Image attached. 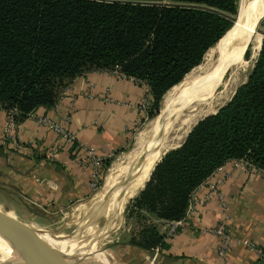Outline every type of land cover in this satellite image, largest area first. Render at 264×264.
Segmentation results:
<instances>
[{"label":"trees","instance_id":"obj_1","mask_svg":"<svg viewBox=\"0 0 264 264\" xmlns=\"http://www.w3.org/2000/svg\"><path fill=\"white\" fill-rule=\"evenodd\" d=\"M237 12L238 0H0V108L24 119L38 106L53 107L77 75L109 69L144 82L153 117ZM240 158L264 170V39L246 82L163 156L137 206L159 204V217L178 220L191 192ZM151 233L163 246L164 235ZM129 244L151 250L148 242Z\"/></svg>","mask_w":264,"mask_h":264},{"label":"crops","instance_id":"obj_2","mask_svg":"<svg viewBox=\"0 0 264 264\" xmlns=\"http://www.w3.org/2000/svg\"><path fill=\"white\" fill-rule=\"evenodd\" d=\"M119 73L85 71L71 80L54 107L34 110L60 121L75 135L72 144L62 142L27 116L15 122L23 149L5 146L1 136L8 112L0 108V216L34 219L39 212L53 215L63 211L89 189L90 168L81 164L86 151L93 149L109 158L126 147L145 113L142 103L151 97L142 83ZM225 170L223 202L213 198L205 205L195 203L193 213L171 237L164 236L163 246L152 253L132 247L128 262L264 264L257 253L242 245H233L222 260L217 256V240L208 229L219 221L226 222L233 238L253 241L264 251V172L233 168L230 163ZM204 192L201 189L197 195Z\"/></svg>","mask_w":264,"mask_h":264},{"label":"bare ground","instance_id":"obj_3","mask_svg":"<svg viewBox=\"0 0 264 264\" xmlns=\"http://www.w3.org/2000/svg\"><path fill=\"white\" fill-rule=\"evenodd\" d=\"M253 3L255 8H252ZM263 16L264 0H240L238 18L233 27L209 51L202 64L164 95L160 114L140 134L135 149L114 162L98 196L99 208L95 217L102 212L110 220L112 214L121 213L128 199L142 187L161 155L180 143L199 116L210 112L228 96L239 80V74L249 65V61L243 58L244 51L249 48L251 58L257 55L262 41L257 21ZM93 220L94 217L90 221L92 227ZM109 225L110 221L103 229H91L89 244L95 243L96 236L107 234ZM10 237V234L0 235V263L13 254L23 255L25 262L35 261L28 250L14 246L9 241ZM42 237L65 254L43 234Z\"/></svg>","mask_w":264,"mask_h":264},{"label":"rangeland","instance_id":"obj_4","mask_svg":"<svg viewBox=\"0 0 264 264\" xmlns=\"http://www.w3.org/2000/svg\"><path fill=\"white\" fill-rule=\"evenodd\" d=\"M251 5L254 6H251L252 8H255V3ZM239 8L240 0H238V12L235 15L237 17L236 19H234V22L238 18ZM257 30L259 33L262 34V45L264 39V16L260 19L257 26ZM218 42L219 41H217V43ZM217 43L205 53L200 64L204 62L206 55L209 53V51L215 48ZM261 45L257 52V55L254 58L250 57L251 51L249 48L244 51L243 58L245 61H249V65L245 69V71L239 74V80L233 86V88L230 89L228 96L222 101H220L221 103L219 102L218 104H216L210 112L205 115L199 116L193 122L189 131L185 134L180 143L177 146L168 149L161 155L159 160L153 165V168L151 169L148 178L146 179L142 187L138 189L130 199H128L121 213L112 214L110 220H108L107 216L104 215V213L102 212L99 216L95 217L99 208V203L97 202L98 196L102 188L106 184V177L109 174V171L112 169L114 162L124 154H127L135 149L140 134L146 131L148 129V126H150L151 123L160 114L163 103V97L172 87L167 90L162 96L159 103L158 112L153 117H148V112L153 107L151 98H149V105L144 107L145 113L143 117L139 122L136 123V125L132 129L129 143L124 149L108 158L109 164L107 166L103 165L101 169L102 173L100 179L98 180V183L94 187H91L89 185V189L86 195L82 197V199L71 203L63 211L53 215L44 212H39L37 213V216L34 219H30L25 216H19V218H22L24 221L19 220V218H16L15 215L12 214H9V216L7 217L9 219H14L16 221L27 224L42 232L41 234H43V236L51 240L60 250L65 252L64 256L73 264H130L128 262V256L132 252L129 251V249L134 247L129 244L130 240L140 243L148 242L149 244H151L150 252H144L152 253L159 249V245L156 243L155 239L152 236L151 229L154 228L156 232L164 235L166 238L171 237V235H169L168 233L169 231H171V222L174 220L159 217L158 212L161 209V206L159 204H157L155 209H153L152 206H148L146 204L137 206L136 199L139 198L143 191L147 190L148 186L151 183V179L154 176V169L156 165L161 161L163 156L168 151L182 146L187 135L191 132L194 126L200 120L211 114H215L219 110V108L227 104L234 96L237 88L246 82L254 66V63L256 62V59L261 49ZM195 67L192 68L186 75L193 72ZM226 75H228V73ZM185 76L183 77V79L185 78ZM152 184L155 185V182H152ZM93 217L94 226L92 227L90 225V221ZM109 221L110 225L106 228V230H108L107 234L102 236L100 235V237L96 236L94 240L95 243L89 244L88 237L91 229H103ZM165 223L167 225L163 230L164 232H162L161 227ZM134 248L136 249L135 251L140 250V248ZM126 252L128 253V255L125 257ZM101 253H103L104 257L107 261H109V263H107L106 260H103L104 257L101 256ZM23 258L24 256L21 254L9 255L5 259H3L0 264H41L37 260L25 262L22 260Z\"/></svg>","mask_w":264,"mask_h":264},{"label":"built area","instance_id":"obj_5","mask_svg":"<svg viewBox=\"0 0 264 264\" xmlns=\"http://www.w3.org/2000/svg\"><path fill=\"white\" fill-rule=\"evenodd\" d=\"M114 73H119L118 70H114ZM122 77H127L137 82L142 83L145 87L143 81L126 76L123 73H119ZM148 105L147 101L142 103V107ZM55 106V105H54ZM53 106V107H54ZM15 110L8 111L7 121L2 130L1 143L5 146H10L13 149L21 150L23 149L22 143L17 138L15 133ZM28 116L35 120V122L42 128L53 132L57 137H59L64 143H74L75 135L68 131L66 127L58 120H54L49 115H37L35 111H31ZM106 157L99 156L95 153L93 149H88L86 155L81 159V164L88 166L90 168V181L89 185L94 187L101 176V169L103 167V162ZM227 163L233 168H240L242 170L264 172V170L255 167L249 160L245 158L240 159H229L225 161L220 166L216 167L209 176H207L190 194L189 202L185 214L182 218L172 221L171 235L176 227L185 222V220L193 213L194 204L205 205L208 201L213 198H216L220 202H223V194L221 191V185L223 184L224 178L227 177L225 166ZM201 189H204L205 192L203 196L199 197L197 194ZM208 231L215 236L217 240V256L222 260L229 253L233 245H242L247 248L249 251L257 253L259 258L264 261V251L258 247V245L253 241L236 239L231 236L229 233L227 224L225 221H219L214 226H211Z\"/></svg>","mask_w":264,"mask_h":264},{"label":"water","instance_id":"obj_6","mask_svg":"<svg viewBox=\"0 0 264 264\" xmlns=\"http://www.w3.org/2000/svg\"><path fill=\"white\" fill-rule=\"evenodd\" d=\"M259 21L260 19L257 21V25ZM41 233L27 224L0 216V235L10 234L9 241L14 246L28 250L41 264H73L63 253L44 240Z\"/></svg>","mask_w":264,"mask_h":264}]
</instances>
